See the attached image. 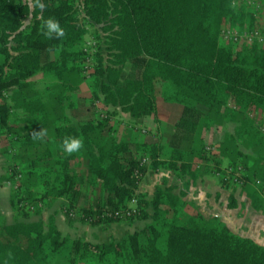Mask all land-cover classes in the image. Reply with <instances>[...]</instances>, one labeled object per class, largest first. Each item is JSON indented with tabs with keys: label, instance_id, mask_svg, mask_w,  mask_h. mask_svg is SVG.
Listing matches in <instances>:
<instances>
[{
	"label": "trees",
	"instance_id": "obj_1",
	"mask_svg": "<svg viewBox=\"0 0 264 264\" xmlns=\"http://www.w3.org/2000/svg\"><path fill=\"white\" fill-rule=\"evenodd\" d=\"M237 1L83 0L79 8L77 0H40V8L34 0H0V143L10 141L5 132L17 128L10 124L15 118L30 138L40 136L41 153L35 157L46 163L49 181L53 178L43 193H35L29 184L33 172L22 174L18 166L11 167L13 177L1 176L0 182L12 187V210L19 212L23 202L38 204L55 192V200L67 203L68 217L80 211L91 221L97 219L95 225L127 222L134 200L140 219L155 220L121 241L94 244L65 236L54 217L21 221L30 218L21 211L13 223L0 221V264H264V246L235 234L219 217L183 216L190 188L222 171L217 159L218 167L210 168L213 155L205 157L204 151L190 160L198 129L208 133L214 126L213 112L219 115L224 106L228 122L238 124L236 134L249 149L264 144V133L252 116L264 120V43L222 39L227 29L264 32V13L248 9L247 0L238 7ZM49 18L64 30L62 37L44 36L42 24ZM88 25L100 26L104 34L88 82L105 121L123 114L134 120L150 117L159 124L161 102L182 105L168 147L144 137L103 144L95 137L102 120L78 125L67 118L51 121L45 98L29 93L41 74L63 85L61 104L65 93L80 92L66 79H85L88 53L80 44ZM129 64L132 71L126 74ZM191 99H198L207 112L196 111ZM13 136L10 148L21 141V134ZM66 137L82 139L83 147L68 154L63 149ZM149 171L173 173L180 185L157 187L152 196L136 194ZM19 175L27 177L25 183L14 180ZM235 175L247 181L245 175ZM87 183L97 194L91 203L84 193ZM260 189L248 197L255 210L264 211V187ZM237 207L232 195L227 208Z\"/></svg>",
	"mask_w": 264,
	"mask_h": 264
},
{
	"label": "rangeland",
	"instance_id": "obj_2",
	"mask_svg": "<svg viewBox=\"0 0 264 264\" xmlns=\"http://www.w3.org/2000/svg\"><path fill=\"white\" fill-rule=\"evenodd\" d=\"M243 2H245V0H238V7H240ZM82 3L83 0H77L76 5L81 8ZM249 8L250 7H248V9ZM253 9L258 13H264V4L259 3L258 6L253 7ZM80 19H82V16ZM28 22H30V19L26 20L27 24ZM103 41L104 34L100 26L88 25L87 34L80 44V46L85 49L84 51L88 53L86 59L83 61V76L85 79L78 75H73L66 79L67 84H71L80 89L79 93H74L72 95L71 93H65L66 99L61 104L58 100V95L63 91V85L54 79H45L42 74L32 81L33 86L29 89V93L32 96H42L45 98L49 107L51 121H54L56 117L63 119L67 118L71 124L78 125L80 122L102 120L104 124L97 130L95 137L103 144L109 145L117 138L129 141L144 137L149 141H158L160 133L158 130L160 127L162 130L167 128L165 126L166 114L163 108H161L158 114L160 126L157 124L156 127L132 125V123L127 122L123 116L118 117L119 120L116 119V117H112L110 121H105L107 120V115L103 114L100 101L94 95L88 82L92 80L90 75L93 72L94 55L97 53L98 47L100 45L103 46ZM131 71L132 64H129L125 67V72L126 74H130ZM9 93L10 91H7L6 95L8 96ZM197 97L200 100L199 96ZM198 99L190 100L193 108L198 112H207L206 108ZM164 103L165 102H162V105ZM218 110L219 115H216L215 112L211 114L215 119V123L211 130L213 132L210 135L203 134L202 127L198 129L195 136V153L190 157V160L194 161L195 159H199L202 151H204L205 157L215 155L214 157L212 156V161L208 163L213 170L218 167L215 159L220 161V155L222 158H225V162L220 161L222 164V171L218 173L219 175L213 176L210 174L206 176L203 181L199 180L196 186L190 188L188 196L184 199L187 203L183 210V216L196 217L202 214L207 219L219 217L235 234L241 237H248L264 246V211L255 210L252 200L248 197V193L254 190H261L260 188L262 186L264 187V162L262 161L264 158V144L258 148L249 149L247 144L241 141L236 134L239 128L238 124L228 122L227 111L224 106H220ZM252 116L256 126L264 133L263 118L255 113H252ZM14 120L15 118H10V124L17 128L5 132L7 139H10V141H7V143H0L1 147L5 149V152L11 155L9 159L6 158L3 153L4 150L2 149L0 177L8 176L12 178L13 173H11V167L14 166H18L22 174L32 171L34 175L31 177L29 184L34 188L35 193H43L45 186L47 183L53 182V178L51 177L49 181L50 178L46 176V163L39 161L35 157L37 154L41 153V138L40 136L30 138L29 133L26 134L21 130L22 125H18ZM172 128L174 129L175 127L171 126L170 132ZM174 132L175 131L171 132V136ZM13 134H21V141L16 143L15 147L10 148V145L14 144L13 140H11L14 137ZM171 136L169 139H164L162 137L159 141L164 144H170ZM204 136L205 139H203ZM27 137H29V140H26L28 143L24 144L25 141L23 142L22 140H25ZM220 138H223L224 141ZM222 142H224L223 145H221L222 149L218 150L217 147H213L214 143L221 144ZM169 144L164 146L168 147ZM36 160H38L37 165L29 169L28 166ZM153 173V171H149L147 173L148 175L146 174L143 177L136 194L143 191L140 189L142 182L147 184V182L149 183L152 181ZM237 173L245 175L247 181L235 175ZM14 180L16 182L22 180V182L25 183L27 177L21 178L19 175L18 178H14ZM0 185H4L8 190L11 189L12 192V187L8 182H0ZM13 190L17 191L18 188L14 186ZM218 190H223L221 191L222 196L219 198L218 196L216 197L219 192ZM150 191L152 193H149V195L152 196L154 191L153 189ZM84 193L89 196V203L97 198V194L91 189L88 183L84 187ZM49 194L50 197L38 204L32 203L31 200L23 202L20 206L22 209L21 211L29 213L30 218L26 220L20 218V220H44L47 222L50 217H54L56 221H58V225L65 236L69 237L71 240L79 238L84 240L87 239L94 244L121 241L127 235L133 234L136 231H141L148 224L155 222L151 217L147 220L139 218L141 213L138 211L136 200H134L129 205L130 214L127 215L129 217L127 222L113 225H95L93 223H95L97 219L94 218V221H91L90 216L80 211H75L74 217H68L66 214L67 203L64 200H55V192H50ZM232 195L238 202V207L234 210L227 208L229 199ZM10 199L11 195L9 196L7 191H0V206L1 208H7V210H9L7 220H5L4 223H13L15 215L21 213V211L14 212L12 210ZM148 210L149 215L152 216L154 211L152 208ZM0 221L2 220L0 219ZM159 226L162 227L161 224H159Z\"/></svg>",
	"mask_w": 264,
	"mask_h": 264
},
{
	"label": "crops",
	"instance_id": "obj_3",
	"mask_svg": "<svg viewBox=\"0 0 264 264\" xmlns=\"http://www.w3.org/2000/svg\"><path fill=\"white\" fill-rule=\"evenodd\" d=\"M40 75H38L39 77ZM36 78V77H35ZM34 78V79H35ZM161 108H163L165 110V114H166V118H165V126L167 128H165V130H162L161 127L158 131H160L159 133V140H161V138L163 137L164 139H169V137L171 136V132L174 131V129L172 128V131L170 132L169 130H171V126H176L178 124V122L180 121L181 117H182V114H183V106L182 105H179V104H176V103H164L162 105V102L159 104V113L161 111ZM123 116V118L129 122V123H132V125H137V126H155L156 127V123L155 121L150 118V117H146V118H142V119H131L129 116L127 115H120V117ZM116 119L119 120L118 117H116ZM159 125V124H158ZM160 126V125H159ZM164 126V125H163ZM162 126V127H163ZM162 130V131H161ZM170 132V133H169ZM203 132V130H202ZM201 132V133H202ZM213 131H210L208 133H205L203 132V134H207V135H210ZM203 139H205V136L203 137ZM221 140L224 141L223 138H220ZM157 141V140H151L150 142H160V141ZM149 141V140H148ZM221 142V141H220ZM102 143V142H101ZM161 143V142H160ZM224 142H222L221 144L219 143H214L213 147H217L218 150L222 149V146ZM163 146L164 145H168L169 143L167 144H164L163 142L161 143ZM220 152V151H219ZM221 153V152H220ZM2 147L0 145V161L2 159ZM220 158V161H224L225 158H222L221 155L219 156ZM225 162V161H224ZM4 171V170H2ZM153 178H152V181H150L149 183L147 182V184H144V182H142V185H140V189H142L143 191L142 192H145V193H152L150 190L153 189V191H155V189L157 187H162L164 186L165 184L166 185H169V186H178L180 185V181L178 180V178L173 174V173H170V172H154L153 173ZM148 175V174H147ZM205 179V177L203 179H201L202 181ZM197 185V184H196ZM195 185V186H196ZM150 189V190H149ZM7 191V193L9 194V196L11 195V189L8 190V188L4 187V185H0V191ZM218 194L216 195V197L218 196L221 197L222 194H221V191L223 190H218ZM222 202V200H221ZM0 213H1V217L0 219L2 220V222H5V220H7V217H8V213H9V210L4 209V208H1L0 206ZM58 220V219H57ZM32 221H35V220H32ZM38 221V220H37ZM57 224H58V221H56ZM59 226V225H58ZM60 228V227H59ZM61 230V229H60ZM86 241L90 242L89 240L86 239ZM92 243V242H91Z\"/></svg>",
	"mask_w": 264,
	"mask_h": 264
},
{
	"label": "clouds",
	"instance_id": "obj_4",
	"mask_svg": "<svg viewBox=\"0 0 264 264\" xmlns=\"http://www.w3.org/2000/svg\"><path fill=\"white\" fill-rule=\"evenodd\" d=\"M34 6L43 8L44 5L40 3V0H34ZM42 29H47L44 31V36L46 38H52L53 33L56 37H62L64 35V30L61 28L59 23L52 18L43 21ZM83 147V141L79 138L66 137L63 140V149L68 154L78 152Z\"/></svg>",
	"mask_w": 264,
	"mask_h": 264
},
{
	"label": "built area",
	"instance_id": "obj_5",
	"mask_svg": "<svg viewBox=\"0 0 264 264\" xmlns=\"http://www.w3.org/2000/svg\"><path fill=\"white\" fill-rule=\"evenodd\" d=\"M259 3H263V0H247L248 7H256ZM222 39L224 42L233 41L238 44L244 42L253 43L254 41L264 43V32H262V30L250 32L247 30L227 29L223 32ZM128 214H130V212ZM118 215L119 214H116V216Z\"/></svg>",
	"mask_w": 264,
	"mask_h": 264
}]
</instances>
